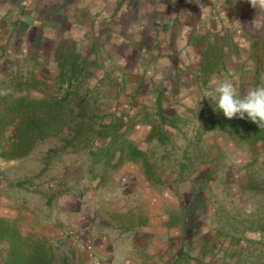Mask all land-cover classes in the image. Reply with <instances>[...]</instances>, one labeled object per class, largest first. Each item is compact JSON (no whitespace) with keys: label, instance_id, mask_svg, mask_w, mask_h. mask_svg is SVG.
I'll use <instances>...</instances> for the list:
<instances>
[{"label":"crops","instance_id":"0c3cea01","mask_svg":"<svg viewBox=\"0 0 264 264\" xmlns=\"http://www.w3.org/2000/svg\"><path fill=\"white\" fill-rule=\"evenodd\" d=\"M0 46H67L56 61L80 74L93 63L94 81L111 82L105 96L117 119L60 182L39 190L21 181L27 190L12 198L13 160L0 159V220L48 242L41 264H54L59 245L57 264H264V192L244 180L251 155L230 151L237 169H215L231 146L204 125L218 113L214 81H231L242 95L264 83V8L250 0H0ZM72 46L91 53L69 56ZM70 230L85 232L91 255ZM6 239L0 264L12 263Z\"/></svg>","mask_w":264,"mask_h":264},{"label":"rangeland","instance_id":"374dc122","mask_svg":"<svg viewBox=\"0 0 264 264\" xmlns=\"http://www.w3.org/2000/svg\"><path fill=\"white\" fill-rule=\"evenodd\" d=\"M65 47L67 46H0V93L2 96L41 99L49 95L57 101H62L67 95V101L63 104L66 107L60 112L52 129V135L36 142L25 154L18 152L15 124L10 123L0 128V159L8 164L11 159L13 160L12 164L6 166V177L12 184L28 182L40 190L45 183L60 182L69 172L77 170L80 167L79 161L91 155L92 150L102 143L101 140L107 138L108 124L117 119L112 112L110 97L105 96L109 92L111 82L94 81L92 77L96 76L99 67L93 63H89L87 71L80 74L77 67L72 69L69 63L56 61L55 57L58 59L63 57ZM88 48L89 46H72L68 55H78L81 60L84 56L90 55L91 50L88 52ZM130 64H132L131 61ZM33 84H35L34 87H32ZM152 118H154L153 115L148 116L150 121L153 120ZM214 129L209 135L210 138H216L221 143L229 141L231 146V149L225 147L218 159L214 158V168L220 170L224 162H229L235 170L237 164L231 163L233 162L231 157L250 154L248 162L244 164L245 169L250 173L244 180L249 185H259V190L264 192V148L254 153V147L245 140L233 141L220 128ZM159 149V147H153L151 154H159ZM208 149L202 146L199 150L206 151L208 155H214L211 149L209 152ZM216 151L217 148L214 149V152ZM230 151H233L231 157L228 156ZM66 157L70 159L67 160ZM208 159L209 156L206 157V160ZM69 161H72L73 165L66 167ZM191 163L190 161L186 163L189 165V170L192 168ZM200 164L203 162L201 161ZM258 180H261L259 184ZM214 186L216 190L220 187L218 183ZM24 190L27 189L12 187L9 191L14 198L18 194L25 193ZM40 200L38 204L41 203ZM220 201L218 196L217 202L220 203ZM222 202L226 203L225 200ZM259 206L264 208V202ZM46 243H44L45 248L49 245L48 242ZM22 246L27 247L25 244ZM59 246L56 251L60 254L53 259L54 264H57L58 260H63L60 255L63 254L64 248Z\"/></svg>","mask_w":264,"mask_h":264},{"label":"trees","instance_id":"16d2710c","mask_svg":"<svg viewBox=\"0 0 264 264\" xmlns=\"http://www.w3.org/2000/svg\"><path fill=\"white\" fill-rule=\"evenodd\" d=\"M34 86L35 84L32 87ZM65 101L67 95L62 101H57L49 95L36 100L26 96L16 98L11 95L2 96L0 93V128L10 123L15 124L18 152L25 154L36 142L52 135L59 114L66 107L63 105ZM204 125L213 129L220 128L233 141L245 140L252 147L264 144V125L258 127L257 124L246 119H229L223 117L219 110L216 115L205 118ZM22 185V183L17 184L18 187ZM6 238L12 253L11 264H41L45 261L46 248L43 242L20 237L9 222L0 220V239ZM22 244L27 247H23ZM25 249L34 254L27 255Z\"/></svg>","mask_w":264,"mask_h":264},{"label":"clouds","instance_id":"9594fccd","mask_svg":"<svg viewBox=\"0 0 264 264\" xmlns=\"http://www.w3.org/2000/svg\"><path fill=\"white\" fill-rule=\"evenodd\" d=\"M254 8H264V0H250ZM215 110L226 118L246 119L259 126L264 125V83L248 87L242 95L240 88L228 80L214 81ZM199 100V99H198ZM197 100V101H198Z\"/></svg>","mask_w":264,"mask_h":264},{"label":"built area","instance_id":"2783aa9c","mask_svg":"<svg viewBox=\"0 0 264 264\" xmlns=\"http://www.w3.org/2000/svg\"><path fill=\"white\" fill-rule=\"evenodd\" d=\"M74 243H81L85 251L89 253V255L92 254V248L88 242H84L85 239V232L83 230H70L68 231L67 234ZM87 243V244H86ZM94 264H108L105 261H100V260H94Z\"/></svg>","mask_w":264,"mask_h":264}]
</instances>
